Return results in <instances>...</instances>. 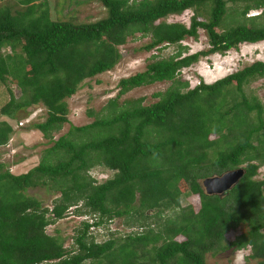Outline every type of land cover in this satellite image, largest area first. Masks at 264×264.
<instances>
[{"label": "trees", "instance_id": "16d2710c", "mask_svg": "<svg viewBox=\"0 0 264 264\" xmlns=\"http://www.w3.org/2000/svg\"><path fill=\"white\" fill-rule=\"evenodd\" d=\"M15 1L16 8L0 7V80L10 94L0 115L17 121L45 108L47 119L31 129L48 148L21 175L0 163V264H209L208 255L230 249L249 252L246 264H264V103L250 91L264 80V61L192 89L180 78L202 58L264 43V0H90L106 17L81 24L53 20L47 0ZM187 12L189 25L168 21ZM204 34L209 47L186 55L184 43ZM137 35L150 38L145 51L159 54L122 79L98 114L89 112L92 123L72 124L68 100L112 71ZM168 47L178 51L163 57ZM163 82L172 85L155 103L122 102ZM15 133L0 120V148ZM98 168L115 174L100 184L92 176ZM239 168L246 175L224 198L205 194L200 182ZM38 188L59 195L52 209L28 195ZM190 196L198 203L184 206ZM71 214L87 219L68 247L48 228ZM116 220L138 231L97 241L93 231Z\"/></svg>", "mask_w": 264, "mask_h": 264}, {"label": "rangeland", "instance_id": "374dc122", "mask_svg": "<svg viewBox=\"0 0 264 264\" xmlns=\"http://www.w3.org/2000/svg\"><path fill=\"white\" fill-rule=\"evenodd\" d=\"M47 1L49 2L51 16L55 21H74L78 24L91 23L105 18L107 14L103 5L91 2L90 0ZM17 3L19 2L15 0H0V7L6 4L7 6L13 5L16 8L15 4ZM260 13L261 11L254 12L251 15L254 16ZM191 18L192 12H187L183 15L172 16L168 21L170 23L183 22L189 25ZM149 42L150 38H143L142 35L129 39L128 43L121 48L123 54L122 60L112 71L85 81L78 93L68 100L69 119L72 124L75 126H85L92 123L94 119L89 116V112L93 111L95 114H98L111 99L115 98L119 94V84L122 79L130 78L146 70L153 55L159 54V51L147 52L144 50V46ZM184 46L188 48L186 55L195 54L209 47L208 38L205 34L202 35L199 41L190 38L184 43ZM177 51V47H168L162 56L169 57ZM258 61H264V43L247 44L225 56L213 55L208 58H202L198 64L184 70L180 78L185 82H189L192 89L199 86L202 82L212 84ZM171 85L172 83L170 82H163L135 89L125 95L122 98V102L145 98L146 105L155 103L158 101L154 97L155 94L167 91ZM9 86H11L17 97L21 95V90L17 85L9 83ZM250 91L255 92L264 103V80L254 83ZM9 101L10 94L8 88L0 80V110ZM47 117V110L43 107L31 110V117L28 122H25L27 119L16 121L0 115V120L8 121L16 132L10 144L0 148V163H5L14 174L21 175L27 173L41 162L48 144L43 134L31 129V126L33 123L44 122ZM20 122H23L25 126L21 127L19 125ZM69 129L70 125L67 124L60 135L67 133ZM114 174V172L103 168L95 169L92 172V176L100 184L113 178ZM258 179L264 180V167L261 169ZM28 195L38 198L50 209L53 208L55 199L59 197V195L51 194L42 188L30 190ZM198 200V197H185L183 205H192L198 203ZM86 219V217H78L75 214H71L66 219L51 225L48 228V233L52 236H61L66 239V245L70 247L74 243L76 230L82 227V222ZM136 231H138V228L131 229L126 227L124 220H116L109 226L96 229L93 233L97 237V241L104 242L109 240L110 232L126 236ZM244 231V229H241L238 232L230 233L228 237L229 243L234 241ZM248 255L249 252L247 251L230 249L216 256L210 254L207 259L209 264H246ZM249 264H257V261H250Z\"/></svg>", "mask_w": 264, "mask_h": 264}, {"label": "water", "instance_id": "95a60500", "mask_svg": "<svg viewBox=\"0 0 264 264\" xmlns=\"http://www.w3.org/2000/svg\"><path fill=\"white\" fill-rule=\"evenodd\" d=\"M246 172L247 170L245 168H239L222 175L207 178L200 182V184L205 194L224 198L227 193L234 190L240 184Z\"/></svg>", "mask_w": 264, "mask_h": 264}, {"label": "clouds", "instance_id": "9594fccd", "mask_svg": "<svg viewBox=\"0 0 264 264\" xmlns=\"http://www.w3.org/2000/svg\"><path fill=\"white\" fill-rule=\"evenodd\" d=\"M28 121H30V118H28L27 121H25V122H28ZM23 122H24V121H23ZM23 122H20V124H19L21 127L25 126V124H24ZM29 123H30V122H29ZM21 124H23V125H21Z\"/></svg>", "mask_w": 264, "mask_h": 264}, {"label": "built area", "instance_id": "2783aa9c", "mask_svg": "<svg viewBox=\"0 0 264 264\" xmlns=\"http://www.w3.org/2000/svg\"><path fill=\"white\" fill-rule=\"evenodd\" d=\"M21 125H23V124H21Z\"/></svg>", "mask_w": 264, "mask_h": 264}]
</instances>
